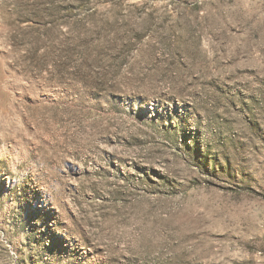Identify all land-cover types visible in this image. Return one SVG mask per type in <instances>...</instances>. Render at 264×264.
<instances>
[{"label": "rangeland", "instance_id": "obj_1", "mask_svg": "<svg viewBox=\"0 0 264 264\" xmlns=\"http://www.w3.org/2000/svg\"><path fill=\"white\" fill-rule=\"evenodd\" d=\"M0 264H264V0H0Z\"/></svg>", "mask_w": 264, "mask_h": 264}]
</instances>
